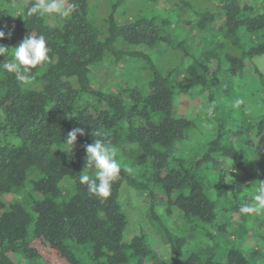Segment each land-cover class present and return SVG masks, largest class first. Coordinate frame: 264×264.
Instances as JSON below:
<instances>
[{"label":"trees","instance_id":"trees-1","mask_svg":"<svg viewBox=\"0 0 264 264\" xmlns=\"http://www.w3.org/2000/svg\"><path fill=\"white\" fill-rule=\"evenodd\" d=\"M125 1L112 5L102 30L92 20L89 0H68L76 4L68 17L29 16V0H0V30L5 32L0 43L9 53L30 34L43 35L50 48L49 60L32 69L29 84L0 69V108L22 141L0 145V264H19L20 252L43 264H83L68 241L88 247L91 264H131L132 260L134 264H215L219 245L227 238L236 239L253 217L242 214L240 206L252 202L250 195L259 185L254 180L259 174L264 180L263 166L257 169L229 145L216 158L217 140L201 156L187 160L176 154L193 126L189 117L179 113L176 96L208 85L219 73L222 57L210 52L184 65L186 52L166 72L151 66L147 92L129 87L130 77L120 70L142 52L130 51L126 45L148 46L172 38L153 21L117 19V7ZM217 7L197 13L194 26L185 21L183 27L191 25L186 30L208 43L258 40L247 49L240 46L238 55L227 54L229 69L237 74L248 58L264 54V0H219ZM5 59L0 56V61ZM76 128L83 134H77L70 149L65 141ZM260 136L264 142V131ZM95 139L109 146H136L141 177L153 185L148 197L150 218L160 224L164 216L179 219L187 234L185 241L164 233L172 256L154 252L145 236L124 241L122 183L128 179L146 189L148 182L131 179L122 167L107 198L90 193L87 184L80 183L81 175L95 174L94 168L85 167L86 146ZM241 235L247 241L255 232L245 228ZM188 241L195 249L182 254ZM259 251L249 254L233 246L219 256L225 264H250Z\"/></svg>","mask_w":264,"mask_h":264},{"label":"rangeland","instance_id":"rangeland-1","mask_svg":"<svg viewBox=\"0 0 264 264\" xmlns=\"http://www.w3.org/2000/svg\"><path fill=\"white\" fill-rule=\"evenodd\" d=\"M118 1L89 0L92 20L98 28L106 30V17L111 13L112 5ZM218 4L219 0H126L121 3L115 12L117 19H123L126 22H135L138 19L153 21L162 34H171L172 40L170 42L160 40L148 46L142 43H128L126 45L128 50L140 51L142 54L130 57L128 67L120 71L124 76L130 77L127 81L129 87H136L147 92L152 76V65L166 72L169 67L176 65L180 55L186 52L189 56L185 57L184 65H188L193 57H206L210 52L217 53V57L220 56L223 59L222 66L219 73L209 79L208 85L197 87L192 93H179L176 96L179 113L193 121V126L186 131V138L179 142L176 154L187 160L197 155L201 156L212 147L213 141L217 140L218 150L215 154L213 152L216 158L220 156L222 147L229 145L252 160L259 169L261 166L264 167V142L261 141L260 136L264 131V54L248 58L245 69L237 74H233L229 69L230 62L226 59L227 54L232 51L238 55L240 46L247 49L256 45L258 40H213L208 43L205 40L196 39V34L193 36V33L187 31L191 25L194 26L197 13L216 10ZM185 21H191L187 30L183 27ZM180 41L182 45L179 44ZM220 41L223 42L221 47L218 45ZM235 41H238L239 45H235ZM233 45L235 47H232ZM257 69L263 77L258 74ZM114 71L116 70L111 72ZM117 72L118 70L114 73ZM0 125V145L16 146L22 143L5 122L1 108ZM127 146L110 145L117 150L116 158L122 163L128 176L131 179L143 181L144 184L148 182V187L137 188L128 179L122 183L119 199L127 216L124 241L129 242L136 236H145L154 252L160 256L170 257L172 256L170 245L167 244L164 233L166 237L167 235L179 236L186 241L184 225L179 219H169L165 216L162 217L161 224L150 218L148 197L153 185L147 177H141L143 168L137 163L136 146ZM262 179L263 176L259 174L254 181L260 182ZM252 216L245 228L255 232V235H251L246 241L241 235L245 228H241L236 239L227 238L226 242L219 245L213 256L215 264H225L221 261L219 252L233 246L249 254L257 248L260 251L254 254L255 256H251L250 264H264V223L262 225L264 210L254 212ZM160 225L168 229V234ZM211 226L215 224L212 223ZM68 245L83 264H91L88 247L73 241H68ZM188 249H195L191 241L185 244L182 254L187 253ZM206 257L207 255L204 254L201 259L204 260ZM18 259L19 264H43L41 259L26 258L23 252L18 254ZM184 260L183 258L182 261ZM131 264H134L133 260Z\"/></svg>","mask_w":264,"mask_h":264},{"label":"clouds","instance_id":"clouds-1","mask_svg":"<svg viewBox=\"0 0 264 264\" xmlns=\"http://www.w3.org/2000/svg\"><path fill=\"white\" fill-rule=\"evenodd\" d=\"M29 16L58 15L68 17L76 8L75 3L68 0H29L26 4ZM11 35V33H9ZM5 32L0 30V38ZM50 48L43 35L30 34L24 38L11 53L9 49L0 43V56L7 57L0 61V69L12 73L23 84L31 82V71L38 65L49 60ZM83 134L80 128L70 131L66 138V144L73 147L77 134ZM93 134V133H92ZM100 136L99 132L95 133ZM117 150L110 147L103 139H95L93 144L86 146L85 167L94 168V176L83 174L79 177L80 183L87 184L88 191L100 197L107 198L110 195L111 183L116 180L121 172L122 163L116 158ZM252 202H245L240 206L242 214L258 213L264 210V180H260L255 192L250 195Z\"/></svg>","mask_w":264,"mask_h":264}]
</instances>
